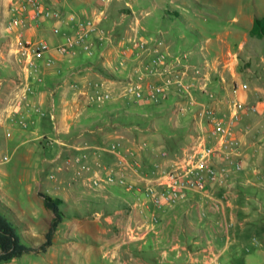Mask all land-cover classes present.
<instances>
[{
	"label": "crops",
	"instance_id": "crops-1",
	"mask_svg": "<svg viewBox=\"0 0 264 264\" xmlns=\"http://www.w3.org/2000/svg\"><path fill=\"white\" fill-rule=\"evenodd\" d=\"M42 1L61 10L63 17L60 20L43 18L24 30L27 36H44L51 45H55L64 40L66 33L76 30L75 21L69 18L70 14L85 17L103 9L100 24L111 33L109 44L112 48L109 52L116 50L117 54H121L123 47H130L128 41L139 35L150 48L156 47L167 53V60L159 66L160 70L166 67L171 70L183 68L186 71L185 77L195 83L194 95L198 100L195 105L189 103L172 86L166 98L168 104L178 114L181 111L177 105L186 102L189 107L187 111L190 112V126L185 128L175 122L169 134L159 137L157 132L149 138L142 137L147 127L145 130L141 128L140 134H136L130 125H123L117 119L98 122L97 125L84 120L88 116L85 109L90 104L88 94L94 79L103 78L116 89L118 82L136 77L137 73L110 70L107 74L92 59L78 57L83 51L74 56H65L50 48L38 58L40 68L34 73L25 71L10 56L8 61L15 73L0 77V125H3V120L13 108L20 109L23 105L20 97L26 91H30L35 105L43 104L56 110L57 113L53 112L56 132L52 136L59 142L53 139L42 140L44 161L54 163L64 147V150H68L70 147L89 146L93 172L105 176L110 169H115L117 173L126 170L129 177L138 179L129 158L123 160L118 153L97 149L121 139L125 145H142L140 170L143 176L153 177L169 168L171 162L178 158L185 147L195 142L199 135L209 141L213 140L209 124L199 113L202 109L200 103L212 104L217 113L225 118L231 114L235 99L258 105V113L245 112L233 127L232 138L239 141L233 147L236 150L238 146L242 166H236V153L230 158L221 156L219 163L225 168L226 176L211 182L205 193L193 192L187 201L174 206L157 207L148 200L134 201L135 190H128L117 181L103 180L101 188H97V199L92 200L91 209L80 215L63 214L60 223L63 220L78 221V232L86 237L84 239L93 241L90 242L93 249L98 247L94 246L95 243L105 240L110 234L109 241L115 245L104 253L109 262L115 264H208L211 253L219 255L221 264H264V133L253 131L254 125L259 126L264 121V75L259 74L252 60V51L257 42L250 45L247 54L244 52L253 35L250 29L255 16L251 17V23L244 24L237 14H233L230 19L237 24L232 26L223 23L219 15L209 14L219 23L209 30H197L199 41L188 35L187 30L178 24L179 17L189 22L185 16L191 8L185 0H169L171 6L153 0L155 9L142 7L140 14L134 0ZM9 2L0 0V23L9 17ZM103 3H106L105 6ZM54 24L60 25V33L53 31ZM8 40V36L0 37V61L3 63ZM97 45L101 55L106 53L105 43ZM129 56L133 57L137 67L149 61V56L145 54L136 57L133 49L129 51ZM48 57L53 59L51 65L46 64ZM261 60L264 61L263 54ZM142 70L148 79L158 80L162 77V73L152 74L149 70ZM236 84L239 90L233 92L232 88ZM120 96L121 93L114 98ZM34 135L33 139L41 137L38 132ZM161 152L167 154L163 156ZM158 162L160 164L156 165ZM194 207L198 209L197 219L189 212ZM49 214L54 217V212ZM53 244L54 236L47 251ZM89 251L83 252L85 258L91 257ZM104 253L102 258H105Z\"/></svg>",
	"mask_w": 264,
	"mask_h": 264
},
{
	"label": "rangeland",
	"instance_id": "rangeland-1",
	"mask_svg": "<svg viewBox=\"0 0 264 264\" xmlns=\"http://www.w3.org/2000/svg\"><path fill=\"white\" fill-rule=\"evenodd\" d=\"M157 1L159 4L163 1L167 6H171L169 0ZM185 1L190 6L192 13L190 11L186 12L187 16L185 18L189 21L188 23L182 17H179L180 22L178 24L187 30L188 35L197 38L199 41L200 35L198 31H203V28L209 30L219 23V20L212 18L209 14L219 15L223 23H228L232 26L237 24L230 19L233 14H237L238 19L244 24L251 23V17L264 14V0ZM134 3L139 14L142 7L155 9L153 0H134ZM104 4L106 3H103V6H105ZM204 16L208 18L205 19ZM105 30L109 31L107 28ZM240 37H242V34L239 35ZM139 39L140 36L137 35L128 41L127 44L130 47L127 44L126 46L129 47L130 52L132 49L137 51L134 44ZM255 41L257 43L255 50L252 51V60L254 66L259 69V74L264 75V61L261 60V55H264V37L250 36V42L244 52L247 54L250 45ZM104 43L107 45V49L106 53L102 54L103 56L98 45H94L93 54L89 55L83 51L77 56L85 60L92 59L97 67L107 74L110 70L120 73H136L137 66L134 65L133 57L128 56L125 63L120 64V54H117L116 50L109 52L112 48L111 44H109V38ZM8 48L7 51L9 50ZM124 48H122V51ZM138 50L141 51L143 48L139 47ZM145 55L149 56L148 53ZM12 56L14 57L13 54ZM6 58H9L8 52L5 53V63L0 61V77L3 74L6 76L7 73H15L14 67ZM150 58L151 55L149 56ZM257 63L259 64L257 65ZM255 77L257 78V75ZM132 78L134 77L132 76ZM97 80L101 81L103 78L94 79L90 84L88 94L90 104L85 109V113L88 116L84 119L87 122L97 125L98 122L102 123L103 121L117 119L123 125H130L136 134H140L141 128L145 130V127H147L148 129L141 134L142 137L147 138L157 132H159V137L169 134L175 122L185 128L191 124L190 112L183 111L177 114L173 107L168 104L167 99H162L159 102L145 98L134 99V96L127 92L129 78L118 82L115 85L116 89L108 81L96 86L94 82ZM97 89L103 92L111 90L112 97L104 100L91 99L90 93L96 94ZM119 93H121V96L115 99L114 96ZM30 94V91H26L24 95H21L20 101L23 105L19 107L20 109L13 108L8 117L3 120V125H0V212H3L13 220L23 242L38 246L46 239V231L52 218L49 213L53 212L45 204L44 196L41 193L47 192L52 196L66 199L61 204L64 214L80 215L87 213V210L91 209L92 200L97 199V188H101L102 181L95 183L94 180L89 179L93 169L89 157L91 149L86 150L88 156L82 159L83 162L76 160L75 156L80 153L79 150L75 147L64 150V146L54 163L44 161V153L41 151L43 150L42 140L53 139L54 142H59L56 137L52 136L56 132L54 127L56 117L53 112L57 113V111H53L43 104L35 105L31 100ZM5 95H7L6 89ZM182 103L186 105V102L183 101ZM253 104H256L258 110L257 103ZM257 110H244L242 114L247 111L258 113ZM254 126V132L264 133V121L259 126ZM151 127H156L157 129ZM35 132L41 134L39 139L32 138L35 136ZM120 141L125 145L123 140L120 139ZM85 142L88 143L90 141H80V143ZM88 166L91 168L89 169ZM76 208L84 212H80ZM189 212L193 218H198V209L196 207L190 208ZM69 221L63 220V222L59 223L54 234V244L48 251H27L0 264H115L109 262L104 253L105 250L115 245L113 241H109L111 240L110 234L107 235L105 240L95 243L94 246L98 247L93 249L91 247L92 243H90L93 241L84 239L86 237H82L78 232V221ZM67 238H71V240H67ZM89 250H91L92 255L89 258H85L83 252ZM103 253L105 258L101 256Z\"/></svg>",
	"mask_w": 264,
	"mask_h": 264
},
{
	"label": "built area",
	"instance_id": "built-area-1",
	"mask_svg": "<svg viewBox=\"0 0 264 264\" xmlns=\"http://www.w3.org/2000/svg\"><path fill=\"white\" fill-rule=\"evenodd\" d=\"M107 2L108 0H101ZM9 17L0 23V37L8 36L9 58L12 54L14 59L28 73H34L39 70L40 63L38 58L43 53L53 48L58 53L65 56H74L80 51H84L89 55L94 53V45L98 43L104 44V41L111 39V33L105 30L100 24V19L104 15V10L95 12L89 16L80 17L70 14L69 18L75 21L76 30L73 33H66L64 40L55 45H51L49 40L44 36L29 37L24 30L34 24L40 22L43 18H53L60 20L63 17L61 10L46 5L42 0H10L8 4ZM55 33L61 32L59 24L53 25ZM13 38H15L13 40ZM136 57H142L144 54L151 55L147 63L136 67L137 76L129 77V85L127 92L134 96V99L145 98L156 102L168 98L171 87H176V93L182 98H187L189 103L195 105L198 103L194 95L195 83L185 77L186 71L183 68L160 70L159 66L167 60V53L160 51L158 48H150L148 43L139 39L135 41ZM141 47L143 50L139 51ZM129 47L124 48L120 54L119 63L124 64L129 56ZM187 56V54H184ZM53 59L46 58V64L51 65ZM149 70L152 74L162 73V77L158 80L146 78V73L142 70ZM165 71V72H164ZM106 80L95 81L96 86L104 84ZM100 82V83H99ZM233 92L239 90V85H234ZM90 93L91 99L98 98L104 100L112 97L111 90L98 91ZM202 106L199 112L209 124L210 136L213 138L209 141L205 136L199 135L195 142L185 147L176 160L171 162L169 168L163 169L153 177L143 176L141 172L142 161L140 159L142 145H124L120 139H116L106 146H100L97 149L106 150L121 155L123 160L129 158L131 167L138 179L129 177L126 170L119 173L115 169H110L105 176H100L95 171L89 176L90 180L100 183L103 180L117 181L123 184L128 190H135L136 196L134 201H145L153 203L157 207H169L187 201L191 193H205L209 184L225 177V168L219 163L222 156L229 157L236 153V166H242L238 146L234 150V144L239 141L233 140V127L238 123L244 110H257L256 104L248 103L240 99L232 102V112L229 117L225 118L219 115L212 104L200 103ZM179 111H187L188 105H177ZM80 151L76 155L77 161L88 156L86 150L89 146H79L76 148ZM165 156L166 152H161ZM121 159V161H122ZM70 161V159H69ZM83 162V161H82ZM160 163H156L159 165ZM89 167V166H88ZM91 167H89L90 169ZM80 171V170H79ZM127 234L129 232L126 231ZM210 263L221 264L219 255L211 253Z\"/></svg>",
	"mask_w": 264,
	"mask_h": 264
},
{
	"label": "trees",
	"instance_id": "trees-1",
	"mask_svg": "<svg viewBox=\"0 0 264 264\" xmlns=\"http://www.w3.org/2000/svg\"><path fill=\"white\" fill-rule=\"evenodd\" d=\"M250 33L264 37V14L255 16ZM41 194L44 196L45 204L54 212V217L46 231V239L38 246L23 242L13 220L0 212V263L11 260L27 251H46L53 243L54 233L63 218L64 209L61 204L64 199L52 196L47 192Z\"/></svg>",
	"mask_w": 264,
	"mask_h": 264
},
{
	"label": "bare ground",
	"instance_id": "bare-ground-1",
	"mask_svg": "<svg viewBox=\"0 0 264 264\" xmlns=\"http://www.w3.org/2000/svg\"><path fill=\"white\" fill-rule=\"evenodd\" d=\"M81 162V161H80ZM79 163V162H78Z\"/></svg>",
	"mask_w": 264,
	"mask_h": 264
}]
</instances>
